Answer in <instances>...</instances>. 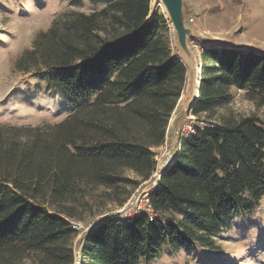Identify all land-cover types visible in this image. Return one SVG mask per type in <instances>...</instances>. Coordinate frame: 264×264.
Masks as SVG:
<instances>
[{"label": "trees", "instance_id": "obj_1", "mask_svg": "<svg viewBox=\"0 0 264 264\" xmlns=\"http://www.w3.org/2000/svg\"><path fill=\"white\" fill-rule=\"evenodd\" d=\"M87 1L100 7L61 14L16 63L70 113L53 125L0 124V264H152L165 252L219 251L215 238L264 198V127L228 109L235 91L264 106V53L202 46L196 128L147 195L148 212L107 214L154 174L186 68L151 0Z\"/></svg>", "mask_w": 264, "mask_h": 264}, {"label": "rangeland", "instance_id": "obj_2", "mask_svg": "<svg viewBox=\"0 0 264 264\" xmlns=\"http://www.w3.org/2000/svg\"><path fill=\"white\" fill-rule=\"evenodd\" d=\"M184 4L187 27L203 39H190L188 43L198 66L202 64L203 45L264 53V0H184ZM99 7L90 5L87 0L79 7L67 0H0V124L36 127L58 124L66 118L70 109L61 93L48 88L44 81L30 73L17 70L16 63L30 49L37 34L46 31L61 14L69 11L89 13ZM157 10L163 14L162 8H154L151 0L150 17ZM189 18L193 24H189ZM171 33L169 27L171 49L179 58ZM186 87L187 79L181 97L187 96ZM182 102L177 103L171 115L164 145L154 149V174L133 191L121 208L107 205V214L126 217L148 212L146 197L153 190L158 175L175 158L180 139L192 134L196 128V118L191 114L181 117ZM228 109L241 115H255L264 127V106L255 107L244 99L242 92H233ZM126 176L137 180L131 172ZM96 206L100 208L101 203ZM93 210L97 208L93 207ZM83 217L85 221L77 225L79 233L72 242L76 259L80 256L81 238L91 226V215ZM101 218L102 215L97 219ZM215 243L219 251H203L198 255L185 251L179 254L165 252L152 264H264V198L252 215L236 218L233 228L215 238Z\"/></svg>", "mask_w": 264, "mask_h": 264}, {"label": "water", "instance_id": "obj_3", "mask_svg": "<svg viewBox=\"0 0 264 264\" xmlns=\"http://www.w3.org/2000/svg\"><path fill=\"white\" fill-rule=\"evenodd\" d=\"M154 8H162L163 16L167 21L172 33L175 47L179 53V60L186 68V79L187 87L185 97H180L179 101L182 102V114L181 117L187 116L190 113V110L194 103L199 97V88H200V75H201V63L198 66L195 55L189 48V40L195 39L203 41L193 29L187 27L186 25V8L184 0H152ZM182 96V95H181ZM186 99H188L186 101ZM178 101V102H179ZM186 101V102H185ZM181 141H179L178 148ZM178 155V153L176 154ZM175 158L168 162L167 167L171 166ZM166 167V168H167ZM162 172L158 175L157 181L154 184V187L158 183ZM153 187V188H154ZM75 264H79L76 262Z\"/></svg>", "mask_w": 264, "mask_h": 264}, {"label": "built area", "instance_id": "obj_4", "mask_svg": "<svg viewBox=\"0 0 264 264\" xmlns=\"http://www.w3.org/2000/svg\"><path fill=\"white\" fill-rule=\"evenodd\" d=\"M188 22H189V24H193V20H192V18H189V19H188Z\"/></svg>", "mask_w": 264, "mask_h": 264}]
</instances>
